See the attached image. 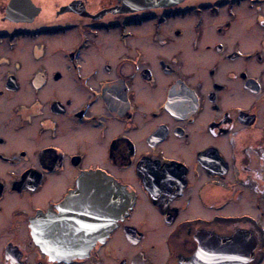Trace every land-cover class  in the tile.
Masks as SVG:
<instances>
[{"label":"flooded vegetation","instance_id":"obj_1","mask_svg":"<svg viewBox=\"0 0 264 264\" xmlns=\"http://www.w3.org/2000/svg\"><path fill=\"white\" fill-rule=\"evenodd\" d=\"M93 173L130 206L52 257ZM0 264H264V0H0Z\"/></svg>","mask_w":264,"mask_h":264},{"label":"water","instance_id":"obj_2","mask_svg":"<svg viewBox=\"0 0 264 264\" xmlns=\"http://www.w3.org/2000/svg\"><path fill=\"white\" fill-rule=\"evenodd\" d=\"M129 206L126 191L113 179L95 173L82 177L77 190L58 207V213L35 219V242L47 248L52 257L83 258L117 226Z\"/></svg>","mask_w":264,"mask_h":264}]
</instances>
